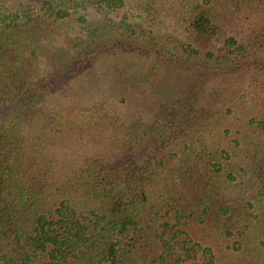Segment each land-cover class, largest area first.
<instances>
[{"label":"trees","instance_id":"1","mask_svg":"<svg viewBox=\"0 0 264 264\" xmlns=\"http://www.w3.org/2000/svg\"><path fill=\"white\" fill-rule=\"evenodd\" d=\"M0 264H264V0H0Z\"/></svg>","mask_w":264,"mask_h":264}]
</instances>
